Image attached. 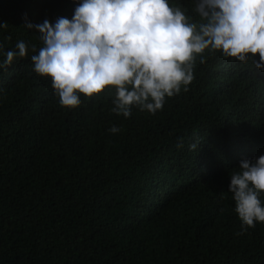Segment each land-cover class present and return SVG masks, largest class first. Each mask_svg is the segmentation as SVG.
Wrapping results in <instances>:
<instances>
[{"label": "trees", "instance_id": "obj_1", "mask_svg": "<svg viewBox=\"0 0 264 264\" xmlns=\"http://www.w3.org/2000/svg\"><path fill=\"white\" fill-rule=\"evenodd\" d=\"M79 2L0 0L4 51L29 45L0 69V264H264V223L237 235L228 191L264 155V69L206 50L155 114L113 113L114 90L64 107L26 25L72 19ZM169 4L190 14L194 0Z\"/></svg>", "mask_w": 264, "mask_h": 264}, {"label": "clouds", "instance_id": "obj_2", "mask_svg": "<svg viewBox=\"0 0 264 264\" xmlns=\"http://www.w3.org/2000/svg\"><path fill=\"white\" fill-rule=\"evenodd\" d=\"M26 27L37 30L42 44L38 52L31 45L33 70L51 77L60 104L70 109L81 105L78 94L107 99L114 90L113 113L128 118L137 108L155 114L166 98L182 87L188 91L197 55L206 50L242 62L252 59L264 69V0H194L190 14L169 0H80L72 19L61 16L55 23L46 19ZM28 54L24 41L16 50L4 51L0 44L5 57L0 69ZM229 175L228 191L241 222L237 235H242L264 223V155L241 160Z\"/></svg>", "mask_w": 264, "mask_h": 264}]
</instances>
